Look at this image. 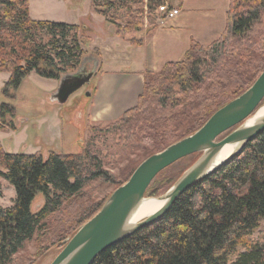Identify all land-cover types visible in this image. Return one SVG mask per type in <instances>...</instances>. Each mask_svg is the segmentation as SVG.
Segmentation results:
<instances>
[{
	"label": "trees",
	"instance_id": "trees-1",
	"mask_svg": "<svg viewBox=\"0 0 264 264\" xmlns=\"http://www.w3.org/2000/svg\"><path fill=\"white\" fill-rule=\"evenodd\" d=\"M173 1L91 0V8L117 35L137 32L145 24L150 33L157 25L158 7L164 2L173 7ZM263 12L264 0H229L222 35L205 47L192 41L180 61L168 62L158 72L145 71L136 105L114 121L91 124L92 134L77 153H8L0 143V177L15 191L11 205L0 206V264H12L27 242L48 230L50 217L90 183L118 187L130 177L139 163L118 181L105 168L97 145L101 136L118 135V155L138 151L144 160L192 134L244 92L264 70ZM80 31L76 24L33 19L29 0H0V71L9 74L2 94L13 97L31 72L60 80L74 70L84 55ZM15 115L13 105L2 103L0 129H15ZM38 193L44 203L33 212ZM104 202L86 204L47 249L60 251ZM262 222L264 131L193 183L162 216L104 250L91 264H264V229L254 236Z\"/></svg>",
	"mask_w": 264,
	"mask_h": 264
},
{
	"label": "rangeland",
	"instance_id": "rangeland-1",
	"mask_svg": "<svg viewBox=\"0 0 264 264\" xmlns=\"http://www.w3.org/2000/svg\"><path fill=\"white\" fill-rule=\"evenodd\" d=\"M29 8L33 18L66 21H88L90 17L87 14L93 12L91 0H29ZM155 13L158 21L161 13L159 11ZM261 22L264 24V12L261 15ZM148 29H150L149 25L145 24L137 33L147 35ZM80 33L83 38L81 45L86 62L83 65L79 64L70 73H75L81 68L86 71H94L97 68L96 61L100 53L91 46L90 33H85L84 30ZM132 33L135 32L129 34ZM126 35L119 36L125 37ZM133 39L136 38L133 37ZM126 48H118L119 50H114V52L126 58ZM110 53L106 49V57ZM8 77L7 72L0 71V105L2 103L13 105L16 115L13 119L15 129H0V143L3 150L8 153L24 154L40 152L43 156L50 151L55 153L79 152L83 142L92 134L89 132L91 124L87 123L86 113L93 102L90 93L96 85L97 77L92 76L89 82L74 92L63 104L51 100V95L56 91L59 80L43 78L31 72L22 79L18 88L13 92L14 96L7 97L2 94V88ZM225 93L227 94L226 90ZM5 119L8 120V117L6 116ZM225 134L220 135L218 139ZM117 137L118 135L101 136L97 145L104 155L105 168L119 181L125 179L130 170L143 160V155L138 151L128 152L123 156L118 155ZM200 155L199 152L193 153L173 163L154 179L145 196L160 197L166 194ZM116 186V184L103 181H93L85 188L81 196L67 200L63 210L50 217L48 230L27 242L15 255L12 264H49L59 249L54 247L49 250L47 247L51 246V241L58 240L60 230L89 202L106 201L117 188ZM152 191L156 194L150 195ZM14 197L13 187L0 177V206H10ZM43 203V195L38 193L31 204V210L37 211ZM263 229L264 222L255 231L254 236L258 237Z\"/></svg>",
	"mask_w": 264,
	"mask_h": 264
},
{
	"label": "water",
	"instance_id": "water-1",
	"mask_svg": "<svg viewBox=\"0 0 264 264\" xmlns=\"http://www.w3.org/2000/svg\"><path fill=\"white\" fill-rule=\"evenodd\" d=\"M93 74V71L79 69L64 75L51 100L65 103L74 92L89 82ZM263 99L264 70L244 92L218 108L192 134L142 160L130 177L110 194L100 210L66 241L49 264H91L104 250L162 216L193 183L227 162L264 131V116L251 125L245 123ZM228 130L231 131L218 139ZM225 144H234L236 147L228 157L218 162L217 156ZM197 152L201 153L200 157L166 194L157 197L164 199L162 207L140 222L130 223L132 214L146 197V191L157 174L179 159Z\"/></svg>",
	"mask_w": 264,
	"mask_h": 264
},
{
	"label": "crops",
	"instance_id": "crops-1",
	"mask_svg": "<svg viewBox=\"0 0 264 264\" xmlns=\"http://www.w3.org/2000/svg\"><path fill=\"white\" fill-rule=\"evenodd\" d=\"M228 5L229 0H174L172 6L179 10L176 16H160L147 35L135 32L125 37L117 35L115 27L94 11L87 14L88 21L32 18L76 24L90 33V44L100 56L98 69L93 71L97 82L90 93L93 102L86 119L88 124H103L136 105L145 71L158 72L166 63L180 61L192 41L205 47L218 39L225 29ZM133 37L142 40L141 44H132L129 39ZM123 47H127L126 58L114 52ZM106 49L111 52L108 57ZM84 57L81 65L86 62Z\"/></svg>",
	"mask_w": 264,
	"mask_h": 264
},
{
	"label": "bare ground",
	"instance_id": "bare-ground-1",
	"mask_svg": "<svg viewBox=\"0 0 264 264\" xmlns=\"http://www.w3.org/2000/svg\"><path fill=\"white\" fill-rule=\"evenodd\" d=\"M264 116V102H262L258 108L246 119L245 123L251 125L256 122L258 119ZM236 145L234 144H225L220 150L217 161L222 162L226 157L233 152ZM164 199H159L157 197H145L137 209L134 211L130 218V223L135 224L141 220L147 218L148 216L155 213L158 209L164 204Z\"/></svg>",
	"mask_w": 264,
	"mask_h": 264
},
{
	"label": "built area",
	"instance_id": "built-area-1",
	"mask_svg": "<svg viewBox=\"0 0 264 264\" xmlns=\"http://www.w3.org/2000/svg\"><path fill=\"white\" fill-rule=\"evenodd\" d=\"M158 11L161 13L163 18H172L176 16L179 12L177 8L169 7L167 2H164L158 7Z\"/></svg>",
	"mask_w": 264,
	"mask_h": 264
},
{
	"label": "flooded vegetation",
	"instance_id": "flooded-vegetation-1",
	"mask_svg": "<svg viewBox=\"0 0 264 264\" xmlns=\"http://www.w3.org/2000/svg\"><path fill=\"white\" fill-rule=\"evenodd\" d=\"M81 70H82V71H85V69H82V68H81Z\"/></svg>",
	"mask_w": 264,
	"mask_h": 264
}]
</instances>
